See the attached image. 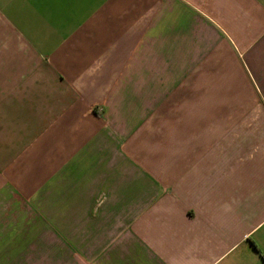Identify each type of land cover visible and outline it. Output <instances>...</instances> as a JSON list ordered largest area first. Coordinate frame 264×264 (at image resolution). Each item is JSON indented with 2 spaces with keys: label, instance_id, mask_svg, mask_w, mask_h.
I'll return each mask as SVG.
<instances>
[{
  "label": "crops",
  "instance_id": "crops-1",
  "mask_svg": "<svg viewBox=\"0 0 264 264\" xmlns=\"http://www.w3.org/2000/svg\"><path fill=\"white\" fill-rule=\"evenodd\" d=\"M0 264H264V0H0Z\"/></svg>",
  "mask_w": 264,
  "mask_h": 264
}]
</instances>
